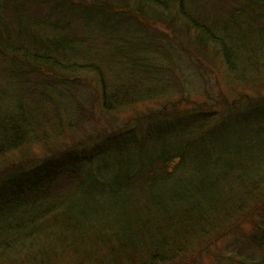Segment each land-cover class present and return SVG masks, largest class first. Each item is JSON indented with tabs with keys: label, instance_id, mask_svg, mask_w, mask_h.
I'll return each mask as SVG.
<instances>
[{
	"label": "trees",
	"instance_id": "16d2710c",
	"mask_svg": "<svg viewBox=\"0 0 264 264\" xmlns=\"http://www.w3.org/2000/svg\"><path fill=\"white\" fill-rule=\"evenodd\" d=\"M184 52L211 59L216 85L261 82L264 0H0V162L20 155L0 166V264H54L59 248L76 264H189L224 239L229 264H264V156L207 148L243 116L264 129V110L198 104ZM125 109L138 116L120 123Z\"/></svg>",
	"mask_w": 264,
	"mask_h": 264
},
{
	"label": "rangeland",
	"instance_id": "374dc122",
	"mask_svg": "<svg viewBox=\"0 0 264 264\" xmlns=\"http://www.w3.org/2000/svg\"><path fill=\"white\" fill-rule=\"evenodd\" d=\"M198 55V54H197ZM201 57V56H200ZM203 57V56H202ZM205 60L202 61V63H200L198 60L195 59V57H193V55L188 52H184L180 58V72L182 74H184V77L187 78L188 80H190V86L194 85L195 87L192 90V98L196 100V102L198 104H204V103H208V105L210 104V95H225L224 97L228 99V103H233L234 100L239 99L240 95H248L249 97L247 99H249V101L253 100V101H257L259 99H261V101L264 103V80H262L261 82L256 83V85L254 86H239V87H233V84H225V83H221L220 86L215 84V76L211 75L210 73V69H211V59L206 60V58H204ZM196 61H198L200 64L199 66H202L201 68L197 66ZM209 74V81L213 80L212 84L209 86V88H205L204 87V81L202 79L203 75H207ZM198 85L201 87L199 88ZM214 86V87H213ZM92 93L93 90H92ZM93 95L89 96L88 94L86 95V99L90 98V107H91V112L97 113L98 107H95V104H97V101L95 98H91ZM240 101L235 104L234 107V116L239 117L240 115H247L250 114L252 115L253 112H255L256 110L258 111H263L264 110V104L261 102H259L257 107L254 108V106L256 105H250L251 103L248 102V100ZM162 103H156L153 105H149V106H141L139 107V111L140 112H146V111H150V110H155L158 112ZM164 104V102H163ZM99 105V103H98ZM219 108L222 109V106L218 105ZM250 106V107H249ZM95 107V109H94ZM163 108V106H162ZM248 111H247V110ZM163 110V109H162ZM185 111V110H184ZM249 112V113H248ZM138 113H136L134 110H130V109H125L123 111L120 112V116H119V121L120 123H125V121L134 116H138ZM254 115V114H253ZM257 118V117H256ZM98 119H95V117L91 118V121L94 123L92 124L93 127H95V129H98V126H100V124H104V125H109V123L106 121V119H102L101 123H98ZM249 118L246 116H243L242 118H240L239 120L232 122V127L231 128L233 131L236 132L237 127H239V136H234L230 137L229 136V132L227 131L228 128L224 129V130H219L217 131V133H213L210 137H209V143L208 144V149H210V154H211V159L215 160L216 156H221L222 154H224V149L227 147L229 148L231 146V138L232 139H237L242 141L243 143V147H245L247 153L252 156L253 161L256 163L257 161H262L263 160V156H264V149L261 147L262 145H264V129L258 128L253 130L254 128H250L248 125L249 123H252L255 125V120L251 119L248 120ZM233 121V120H232ZM168 127H172L174 126L173 124H168ZM118 127H123V125H119ZM195 128L194 125L189 124V130L190 132L193 131ZM258 136L259 141L257 142V140L255 139ZM217 140V142L215 141ZM256 145H258V147L256 149H254L253 147H255ZM33 153L36 156H43L44 155V149L40 146H35L33 148ZM19 156L18 154H12L10 155L8 158L4 159L3 161L0 162V166H5V165H12L15 162H17L19 160ZM133 158H136L135 155L132 156ZM200 160L203 158H199ZM258 167V165H256ZM262 167V166H261ZM122 213V218L121 219H125L126 217L131 219V217L129 216L128 212H127V208L123 209V211L121 209L119 210H115L113 213H111V215H117ZM90 215V212H89ZM131 215V213H130ZM261 216H264V214H262ZM91 219H96L95 217H91ZM114 220V218H113ZM113 220H109V221H104L102 226H106L107 230H110V223H113ZM111 223V224H112ZM94 224H99L98 220L94 221ZM112 228V227H111ZM117 233L119 232V229H116ZM246 232L248 234L253 232V227L251 224H246L245 229ZM109 232V231H108ZM261 235L260 233L258 234V236ZM229 243V240H222L220 242H218L216 245L213 246V248L211 249V254L210 256H207V254L205 253H201L200 257H198V260L193 259L192 257L194 255H196L197 253H193L191 254V258L190 259V263L189 264H216V259H215V254H221L223 253V251H225V249L227 248ZM53 240L52 239H48V240H44L42 239L40 241L39 247L43 248L45 247L46 250L50 253H53L56 250V246L54 247L53 245ZM44 249V248H43ZM37 251V250H35ZM57 255H56V259L54 264H76L77 260L73 259V254H71V252H66L65 249H57ZM36 253V252H35ZM258 255V254H257ZM223 259H222V264H229L227 261V258L225 257L226 255L223 253ZM38 257V256H37Z\"/></svg>",
	"mask_w": 264,
	"mask_h": 264
}]
</instances>
